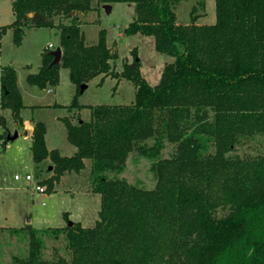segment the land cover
<instances>
[{
	"label": "trees",
	"instance_id": "16d2710c",
	"mask_svg": "<svg viewBox=\"0 0 264 264\" xmlns=\"http://www.w3.org/2000/svg\"><path fill=\"white\" fill-rule=\"evenodd\" d=\"M116 1L135 5L136 15L123 32L153 35L156 49L172 57L156 85L141 73L135 49L133 60L115 69L118 51L106 41V29L99 31L97 43H87L82 24L98 9L92 0H13L15 18L0 30L2 35L13 27L14 42L21 44L29 26L59 29L61 61L51 64L52 50L45 47L41 67L26 76L31 84L56 87L65 66L78 94L82 83L98 75L100 84L108 76L132 80L136 91L131 104L91 106L88 121L79 114L77 122L63 116L68 140L77 147L72 155L50 149L44 122L34 124L33 160L50 158L53 164L52 175L40 182L47 193L65 172H79L89 158L93 190L102 199L94 226L73 222L43 229L64 235L66 255L56 248L53 258L45 259L40 231L15 227L30 236V252L18 262L264 264V159L226 155L240 136L264 134V0H215L213 24L196 21L206 14L205 0H195L189 23L178 21L182 0L98 3ZM1 78L0 105L22 123L16 68L5 66ZM78 94L63 104L68 110L80 109ZM0 125L7 134L3 116ZM150 138L154 145L145 143ZM164 139L177 147L172 156L154 160L153 188L108 176L123 169L133 150L157 158ZM210 143L214 152L208 151Z\"/></svg>",
	"mask_w": 264,
	"mask_h": 264
},
{
	"label": "rangeland",
	"instance_id": "374dc122",
	"mask_svg": "<svg viewBox=\"0 0 264 264\" xmlns=\"http://www.w3.org/2000/svg\"><path fill=\"white\" fill-rule=\"evenodd\" d=\"M12 1L0 0V30L15 18ZM205 2L207 3L208 15L202 21L213 23L212 19L216 15L215 0H205ZM194 3L195 0H182L179 3L177 15L180 23H186L187 21L189 23L190 11ZM104 4L98 3V0H92V5H96L98 9L89 16L84 17L87 43L91 45L97 43L99 31L103 28L106 29V41H108L112 49L118 51L117 58L113 60L115 69L121 71L125 62L132 61L134 58L132 50L135 49L137 57L141 60V73L152 85L158 84L165 63L171 61L172 57L162 54L156 49L153 35H144L139 32L126 35L123 32L124 28L129 25V22L136 15L133 3L116 1L112 5L110 4L111 8L104 6ZM94 19H96L95 22H91ZM13 36V27H9L6 32L0 35V83L4 67L13 65L17 70L19 86L26 94L27 89L30 88L28 86H31L26 76L30 72L39 70L43 61L42 53L50 42L54 44V47H51L50 50H54L57 47L60 40L59 29L48 26H29L26 28L21 44L15 43ZM59 76V84L53 87L51 92H46L45 99L41 100L42 103L58 100V102L67 105L78 94L77 87L71 76H69L67 67H61ZM100 79V75L96 76L86 88L79 91L78 102L81 105L80 111L75 108L68 110L63 105L62 107L57 106V108L36 109L34 112L35 116L38 115L44 122L46 121L49 144L60 148L63 155L74 154L77 147L68 140V129L65 123L57 122L55 115L68 116L74 122H77V114H79L81 119L88 121L92 116L91 106H97V104H130L135 98V84L132 80L108 76L100 84ZM117 82V87L114 90V85ZM32 88L40 90L38 86H32ZM25 112L29 114L27 109ZM162 142L157 158H148L133 150L127 156L123 169L109 173L108 176L123 178L130 184H137L147 189L153 188L157 182L156 174L152 169L154 160L172 156L177 147L176 144L165 139ZM145 143L154 145L155 140L150 138ZM16 144L17 148L19 147L17 152L13 150L9 154L0 155L1 183H5V186L13 187L20 184L23 178L22 180H16L14 174L15 171L20 170L24 176L25 171L21 169L23 165L36 174L37 180L47 176L48 172L44 168L40 171L41 167L38 169L40 165L36 162L34 164V160L31 161V165H27L26 154L20 149L24 145L23 138L19 137L16 140ZM208 151L214 152L215 146L210 143ZM226 155L249 160L264 159V134L256 133L253 136H240L233 146V150ZM84 161L85 165L79 172H65L64 180L61 183H59L61 180L58 184L56 183L54 189L50 192L48 191L47 198L42 200L37 192L32 195L26 190L17 188L0 190V196L4 199V203H0V217H7L8 221L0 223V264H21L18 262V258H26L28 256L30 252L29 232L27 230L14 231V228L27 226L25 222L29 218H31V226L40 231L39 237L44 245L43 257L47 260L53 258L54 249L56 248L63 255H66L67 251L63 234H50L44 232L43 229L66 227L69 225V221L80 222L83 227L95 225L99 219L98 212L101 207L102 196L93 190L91 159L85 158ZM31 181L36 180L34 178ZM226 212L221 210L220 214ZM66 214H68V217Z\"/></svg>",
	"mask_w": 264,
	"mask_h": 264
},
{
	"label": "crops",
	"instance_id": "0c3cea01",
	"mask_svg": "<svg viewBox=\"0 0 264 264\" xmlns=\"http://www.w3.org/2000/svg\"><path fill=\"white\" fill-rule=\"evenodd\" d=\"M114 2H111L110 4L112 5ZM106 4V3H105ZM129 4H132V2H129ZM112 7V6H111ZM208 15V12H207V9H206V14H204V15H201V16H199L198 17V19L196 20L197 21V23H204V24H213V23H215V19H216V15H215V18L214 19H212L213 21V23H207V22H203L202 20H204V18H206V16ZM215 20V21H214ZM190 22V21H189ZM88 23V22H87ZM186 23H188V21L186 22ZM85 23H83L82 24V29L84 30V32H85V29H84V25ZM26 31V30H25ZM23 40V39H22ZM85 40H86V36H85ZM50 43H52V42H50ZM60 40H59V44L57 45V47L58 46H60ZM53 44V43H52ZM49 45V44H48ZM47 45V46H48ZM46 46V47H47ZM51 47H54V44L51 46ZM50 47V48H51ZM56 47V48H57ZM55 49V48H54ZM168 62V61H167ZM166 62V63H167ZM165 63V64H166ZM101 76V75H100ZM88 84H89V82H88ZM30 85L31 86H28V87H30V88H26L27 89V91H26V94L23 92V90L21 89V87L19 86V82H18V86H19V89H20V92H21V95H23V103H24V107L21 109V116H22V119H23V122L22 123H18L16 120H15V117H14V114H13V112L9 109V108H3L1 105H0V116H3L4 118H5V121H6V128L8 129V132H7V134H5L6 132H5V128L4 127H2L1 125H0V155H2V154H4V153H11V151H15V152H17V150H18V148H17V144H16V140L19 138V137H21V138H23V140H24V145L23 146H21L20 147V149L22 150V151H24L25 152V154H26V157H27V159H26V161H27V165H31L32 163H31V161H33V152H32V146H31V144H32V135H33V131H34V124L37 122V121H42V122H44L42 119H41V117H39L38 115H34V112H35V110L36 109H44V108H46V107H54V108H57V106H56V104H60V105H63L62 103H60V102H58V100H54L53 102H46V103H42L41 102V100H43V99H45V94H47L48 92H51L52 90H53V87H51V86H48V87H45V88H40L39 86V89L40 90H37V89H34V88H32V86H37V85H34V84H31L30 83ZM47 92V93H46ZM0 94H1V83H0ZM0 97H1V95H0ZM135 99V98H134ZM134 99L131 101V102H133L134 101ZM29 100H32V101H29ZM131 104V103H130ZM60 107V106H59ZM26 109L28 110V112H29V114H27V112H25L26 111ZM70 112V111H69ZM71 114V113H70ZM69 114V115H70ZM66 115V114H65ZM64 116V115H63ZM63 116H59V115H55L54 117H56L55 118V120L57 121V122H60L61 121V123H64L63 121H62V118H63ZM77 116H78V114H77ZM44 124H45V126H46V128H47V125H46V121L44 122ZM15 131H18V136L17 137H15V138H12V139H8V135H11L12 136V134H14L15 133ZM48 128H47V131H46V136H45V139H46V145H48V147L50 148V149H53V148H57V147H54L52 144H49V138H48ZM67 134H68V132H67ZM19 149V150H20ZM57 149H59L60 150V148H57ZM60 152H61V150H60ZM62 154V153H61ZM34 164H35V162H34ZM40 166L38 167V169H40V167H41V169H40V171H42L43 170V168H44V170L45 171H47L48 172V175L47 176H45V177H43L42 179H39V180H37L36 179V174H34L30 169H27V167L25 166V165H23L22 166V170H24L25 171V175L26 174H33V176H34V178H35V180L36 181H30V182H27L23 177V175H22V172H20V170H17V171H15V174L16 173H19L22 177L20 178L21 180H22V178H23V181L20 183V184H18V185H14V187L13 186H5V183H1V181H0V190H2V189H10V188H17V189H22V190H26V191H28V192H30L32 195L35 193V192H37V193H39L40 195H39V197H40V199L42 200V199H44V198H47V196H48V193H47V195H46V197H44L43 195H42V193H40L37 189H36V185L37 184H41L40 182L43 180V179H46V178H48L51 174H52V172H53V169H51L50 168V166H52L53 164H52V162H51V160H50V158H47V159H45V160H43V161H41V162H39L38 163ZM15 174H14V177H15ZM65 175V174H64ZM64 175L61 177V181L59 182V183H61L64 179H63V177H64ZM16 179V178H15ZM20 179H16V180H20ZM57 184H58V182H57ZM22 194V193H21ZM4 203V199L3 198H1V196H0V203ZM45 202V201H44ZM6 221H7V217L5 218V217H0V223H6ZM8 222V221H7ZM25 224H27V225H31V218H29L26 222H25ZM24 224V225H25Z\"/></svg>",
	"mask_w": 264,
	"mask_h": 264
},
{
	"label": "water",
	"instance_id": "95a60500",
	"mask_svg": "<svg viewBox=\"0 0 264 264\" xmlns=\"http://www.w3.org/2000/svg\"><path fill=\"white\" fill-rule=\"evenodd\" d=\"M104 6L111 8L110 4H104ZM75 13V12H73ZM52 55H53V61L51 64H55L61 61V56H62V47L58 46L57 48H55L54 50H52ZM88 86V83H82L80 86V90H83L84 88H86ZM18 136V131H15L14 134L8 135V139H12ZM50 168L52 169V166H50ZM73 224V221H69V225Z\"/></svg>",
	"mask_w": 264,
	"mask_h": 264
},
{
	"label": "built area",
	"instance_id": "2783aa9c",
	"mask_svg": "<svg viewBox=\"0 0 264 264\" xmlns=\"http://www.w3.org/2000/svg\"><path fill=\"white\" fill-rule=\"evenodd\" d=\"M52 45H53L52 43H49L48 47L50 48ZM21 177H22V176H21L19 173H16V174H15V178H16V179H20ZM23 178H24L27 182H30L31 180L34 179V176H33V174L31 173V174H26V175H24ZM36 189H37L40 193H42V195H43L44 197H46V195H47L46 186H44V185H42V184H37V185H36Z\"/></svg>",
	"mask_w": 264,
	"mask_h": 264
}]
</instances>
